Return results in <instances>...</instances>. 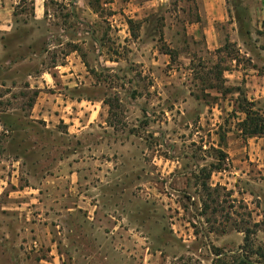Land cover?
<instances>
[{"label":"rangeland","instance_id":"374dc122","mask_svg":"<svg viewBox=\"0 0 264 264\" xmlns=\"http://www.w3.org/2000/svg\"><path fill=\"white\" fill-rule=\"evenodd\" d=\"M220 1L19 9L0 34V264H264V135L241 132L244 97L264 116V26Z\"/></svg>","mask_w":264,"mask_h":264},{"label":"crops","instance_id":"0c3cea01","mask_svg":"<svg viewBox=\"0 0 264 264\" xmlns=\"http://www.w3.org/2000/svg\"><path fill=\"white\" fill-rule=\"evenodd\" d=\"M26 1H30L32 7V19L37 22H44L47 20L48 13L47 0H0V34L2 35H10L15 31L17 18L22 16L19 13V9H23L26 4ZM218 1L219 8L222 7V2ZM242 5L246 8L248 17H249V25L251 29V34L255 29L264 26V0H242ZM22 7V8H21ZM23 11V10H22ZM22 14V13H21ZM236 24L238 23L236 16L233 17ZM238 26V25H237ZM238 28V27H237ZM237 32H240V29H237ZM241 34V32H240ZM0 53H6L4 45L0 42ZM77 51H73L69 53L66 57V62L62 64H57L54 66V70L59 73H64V71H69L71 74V70L74 67V63L76 66H79V62L77 60ZM37 56V54L35 55ZM79 58V57H78ZM62 71V72H60ZM64 75V74H62ZM45 74L40 77H32L35 83H43L47 85V78H45ZM67 77V76H63Z\"/></svg>","mask_w":264,"mask_h":264},{"label":"trees","instance_id":"16d2710c","mask_svg":"<svg viewBox=\"0 0 264 264\" xmlns=\"http://www.w3.org/2000/svg\"><path fill=\"white\" fill-rule=\"evenodd\" d=\"M110 0H105L106 3H108ZM89 5L91 9L95 13H99V2H93V0H89ZM246 16L249 20L247 10L245 8ZM238 23L241 24L240 21V14L236 15ZM246 33L251 35V29L249 25V29L246 30ZM242 111L245 114L246 118L245 120L241 123V132L244 136L247 137H254V136H261L264 135V116L261 114L259 111L255 110L254 103L249 102L247 98H243L242 100ZM250 232H247V238H249Z\"/></svg>","mask_w":264,"mask_h":264}]
</instances>
